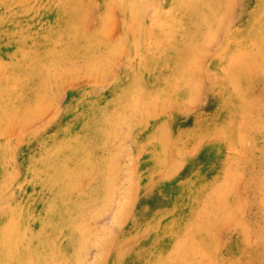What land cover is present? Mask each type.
<instances>
[{"label": "rangeland", "instance_id": "obj_1", "mask_svg": "<svg viewBox=\"0 0 264 264\" xmlns=\"http://www.w3.org/2000/svg\"><path fill=\"white\" fill-rule=\"evenodd\" d=\"M0 264H264V0H0Z\"/></svg>", "mask_w": 264, "mask_h": 264}]
</instances>
